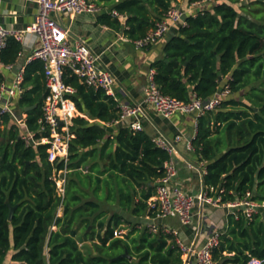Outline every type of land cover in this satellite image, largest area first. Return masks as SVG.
<instances>
[{"label":"trees","instance_id":"trees-1","mask_svg":"<svg viewBox=\"0 0 264 264\" xmlns=\"http://www.w3.org/2000/svg\"><path fill=\"white\" fill-rule=\"evenodd\" d=\"M100 1L112 3L119 15H103L102 24L122 30L132 41L146 37L178 3ZM206 1L187 15L186 26L174 29L164 57L151 66L155 82L164 95L184 102L209 100L230 89L216 110L197 118L192 147L206 164L205 193L220 198L221 204L264 203V0ZM121 18H127L125 25ZM22 52L23 44L10 37L0 63L15 67ZM5 81L0 71V88ZM64 82L75 89L71 98L78 111L96 120L73 119L67 163H51L47 145L27 144L23 138L26 129L41 137L39 121L48 95L41 61L25 65L23 92L12 103L17 115H26V128L10 114L0 120V264L11 251L9 264H184L175 237L163 231L164 220L156 222L157 233L148 225L133 226L117 237L127 220L116 212L109 218L102 208L107 194V201L134 217L156 218L149 201L171 156L144 130L119 124L116 136H109L103 124L121 122L119 100L83 84L70 69ZM63 169L68 180L61 197L54 176ZM126 252L131 259L118 258ZM212 257L217 264L263 259L264 208L250 218L243 208L233 209Z\"/></svg>","mask_w":264,"mask_h":264},{"label":"built area","instance_id":"built-area-1","mask_svg":"<svg viewBox=\"0 0 264 264\" xmlns=\"http://www.w3.org/2000/svg\"><path fill=\"white\" fill-rule=\"evenodd\" d=\"M34 2L38 6L35 21L23 30L6 28L0 24V51L6 47L7 40L14 37L22 44L27 36L35 35L39 39V45L28 58L27 63L41 61L44 64V74L48 95L44 101L42 110L43 117L39 121L40 138L26 129L23 138L27 144L47 145L48 160L51 163L65 162L68 160V151L71 138L74 135L70 131L72 120L76 118L79 111L72 100L75 89L64 82V73L70 69L80 81L92 88L103 89L110 96L116 97L115 88L117 79L115 75L106 68L85 42L72 44L68 31L54 18L55 14L77 16L84 13L95 14L98 7L88 0H20ZM207 1L193 5L204 7ZM115 15H118L114 12ZM194 14V13H192ZM188 12L180 7L171 8L164 19L157 23L156 27L144 38L132 41L126 37L124 41L133 43L138 50L146 49L164 38L172 29L186 26ZM119 16V15H118ZM8 68L14 66L9 65ZM25 65L20 68L16 78L10 86L5 84L0 88V120L4 115L10 114L18 120V115L13 111L12 103L22 92V82ZM156 70L151 68L148 73L147 86L144 98L136 106H121V120H128V126L133 131H143V115L145 106H150L158 115L169 118L175 114L193 115L197 118L207 112L216 110L222 103L224 97L230 95V89L226 87L219 94L209 100L193 97L190 102L177 100L164 95L155 82ZM24 119L18 120L19 125L26 128V115ZM22 116V118H23ZM196 136V135H195ZM155 144L166 150L171 156L164 165L165 175L158 180L156 195L150 199L149 206L157 212V217L152 220L153 224L148 227L152 233L158 232L156 222L170 218L179 219L183 226H189L194 222V210L197 202L202 205L224 206L230 210L243 208L247 217L257 214L264 208V203L252 200H243L228 204H221L220 198L209 197L205 191L198 198L186 193L180 188L175 180L178 175L177 162L174 158L176 144L183 141V137L177 135L173 140L163 136L154 139ZM192 140L186 142L187 149L193 151ZM67 169L59 170L54 176L57 190L64 197L67 185ZM163 231L175 237L176 244L182 253L184 264L194 257L198 264H217L212 257V250L219 245L221 233L209 237L206 243L200 246L184 242L178 230L164 225ZM126 230H117L115 235L123 237ZM247 264H264V258L252 257Z\"/></svg>","mask_w":264,"mask_h":264},{"label":"crops","instance_id":"crops-1","mask_svg":"<svg viewBox=\"0 0 264 264\" xmlns=\"http://www.w3.org/2000/svg\"><path fill=\"white\" fill-rule=\"evenodd\" d=\"M88 1L98 7L99 11L97 13H84L77 16L55 14L54 18L68 31L72 44L85 42L96 55L100 56L101 63L115 75L117 79L115 92L120 105L136 106L144 98L148 73L152 64L164 57V48L175 34V30L172 29L153 46L138 50L133 43L123 40L124 35L122 30L102 24L101 18L105 14L111 15L113 19L116 18L113 16L115 11L112 9V3L100 0ZM177 7L186 10L188 14H192L196 13L201 6L190 5L187 0H178ZM37 13L38 6L34 2L0 0V24L6 28L23 30L35 21ZM126 19L121 18L123 25H125ZM39 43L37 36H27L23 43V52L16 66L8 68L0 63V71L6 79L5 85L10 86L12 84L18 71L27 64L28 58ZM22 116L23 114L18 115V120L24 119V116L23 118ZM78 116L89 120L91 123L96 121L91 119L89 115L80 112ZM18 120L15 119V122L19 125ZM142 122L144 131L153 138L163 136L173 140L177 135L183 137V141L176 144L177 151L174 155L178 167L175 183L186 193L198 198L205 191L204 175L206 164L200 162L194 152L189 151L186 146V142L194 139L196 135L195 116L175 114L169 118H165L158 115L150 106H145ZM119 124L122 126L128 125L129 121L121 120V122L116 124L103 125L107 128L109 136L114 137L118 133ZM101 167L104 168L103 163ZM83 171L84 173H88L89 170L84 169ZM106 176L107 174L104 177ZM101 194L105 195V192H101ZM106 195L103 197L102 208L108 212V217L110 218L112 213L116 212L122 215L128 222V224H123L119 230H126V234H128L133 226L142 228L145 225L155 223L147 215L144 217H134L128 212L123 211L116 203L107 201L108 197ZM231 211L224 206L202 205L198 201L194 210L193 224L183 226L177 218L166 219L163 222L167 227L178 230L184 242L200 246L206 243L212 235L217 233L222 234L228 229ZM62 214L63 208H60L58 216H62ZM56 229V227L53 228V230ZM80 245L82 246L83 243H80ZM13 253L11 251L5 264L11 262ZM186 264L198 263L194 257H191Z\"/></svg>","mask_w":264,"mask_h":264},{"label":"water","instance_id":"water-1","mask_svg":"<svg viewBox=\"0 0 264 264\" xmlns=\"http://www.w3.org/2000/svg\"><path fill=\"white\" fill-rule=\"evenodd\" d=\"M10 209H11V211H10V219H12L13 212H14L15 208L14 207H11ZM125 257H128V258L131 259V256L128 254V252H126L125 254L119 256L118 258H125Z\"/></svg>","mask_w":264,"mask_h":264}]
</instances>
